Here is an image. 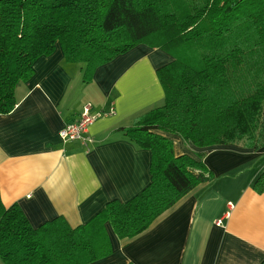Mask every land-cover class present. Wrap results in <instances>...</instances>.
<instances>
[{
	"label": "trees",
	"instance_id": "obj_1",
	"mask_svg": "<svg viewBox=\"0 0 264 264\" xmlns=\"http://www.w3.org/2000/svg\"><path fill=\"white\" fill-rule=\"evenodd\" d=\"M140 43L173 57L157 70L165 103L119 128L150 149V183L75 227L63 216L34 227L0 193L4 264H87L105 257L112 252L107 222L119 238L133 237L213 180L203 160L208 149L199 159L176 155L159 130L200 148L264 146V0H0V113L15 108L17 85L57 44L67 61L85 62L92 78L99 65ZM253 188L264 192V171Z\"/></svg>",
	"mask_w": 264,
	"mask_h": 264
},
{
	"label": "crops",
	"instance_id": "obj_2",
	"mask_svg": "<svg viewBox=\"0 0 264 264\" xmlns=\"http://www.w3.org/2000/svg\"><path fill=\"white\" fill-rule=\"evenodd\" d=\"M173 57L140 43L99 65L71 62L62 47L34 62L16 87L17 104L0 113V193L17 203L32 226L63 216L75 227L107 202L127 201L151 181L150 149L120 127L165 103L159 67ZM102 112L88 127L92 142L64 141L59 132L86 108ZM113 111V112H111ZM176 155L209 150L203 160L214 178L198 184L143 232L119 238L109 222L112 252L87 264H260L264 260V192L253 188L264 171V146L200 148L175 133ZM0 264H4L0 259Z\"/></svg>",
	"mask_w": 264,
	"mask_h": 264
},
{
	"label": "built area",
	"instance_id": "obj_3",
	"mask_svg": "<svg viewBox=\"0 0 264 264\" xmlns=\"http://www.w3.org/2000/svg\"><path fill=\"white\" fill-rule=\"evenodd\" d=\"M113 112V111H111ZM102 112L92 114L87 107L79 118L75 121L68 122L59 132L64 141L76 140L88 146L92 142L91 136L88 134V127L93 123Z\"/></svg>",
	"mask_w": 264,
	"mask_h": 264
},
{
	"label": "bare ground",
	"instance_id": "obj_4",
	"mask_svg": "<svg viewBox=\"0 0 264 264\" xmlns=\"http://www.w3.org/2000/svg\"><path fill=\"white\" fill-rule=\"evenodd\" d=\"M66 124H67V123H66ZM66 124H65V125H66Z\"/></svg>",
	"mask_w": 264,
	"mask_h": 264
},
{
	"label": "rangeland",
	"instance_id": "obj_5",
	"mask_svg": "<svg viewBox=\"0 0 264 264\" xmlns=\"http://www.w3.org/2000/svg\"><path fill=\"white\" fill-rule=\"evenodd\" d=\"M152 47V46H151Z\"/></svg>",
	"mask_w": 264,
	"mask_h": 264
}]
</instances>
